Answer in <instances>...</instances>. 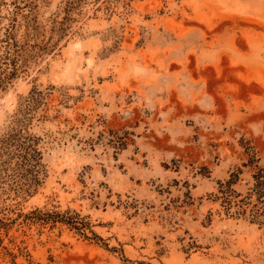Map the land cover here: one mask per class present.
I'll return each instance as SVG.
<instances>
[{"label": "rangeland", "instance_id": "rangeland-1", "mask_svg": "<svg viewBox=\"0 0 264 264\" xmlns=\"http://www.w3.org/2000/svg\"><path fill=\"white\" fill-rule=\"evenodd\" d=\"M7 29L0 138L41 91L46 171L25 197L2 181L0 217L75 210L103 240L17 219L0 264H264V226L213 200L238 168L251 185L246 147L264 164V0H0Z\"/></svg>", "mask_w": 264, "mask_h": 264}, {"label": "trees", "instance_id": "trees-1", "mask_svg": "<svg viewBox=\"0 0 264 264\" xmlns=\"http://www.w3.org/2000/svg\"><path fill=\"white\" fill-rule=\"evenodd\" d=\"M21 46L11 30L7 29L0 38V90L6 88L23 65L20 61ZM42 97L41 91L32 89L22 108L23 116L16 119L19 126L12 128L7 135L0 138V183L8 181L9 189L22 197L37 189L46 171L38 146L40 137L26 130L30 119L26 114L37 108ZM121 144L124 145V140ZM246 149L249 157L244 165L254 166L251 185L245 191H239L234 187L239 178L238 168L239 170L232 171L228 178L217 181V191L213 193V200L220 203L226 215L247 218L250 222L264 226V164H258L259 157L253 147L249 146ZM17 219L21 220L20 223L40 224H54L59 221L71 229H76L86 238L103 240L92 229L90 222L75 210L49 211L36 207L27 213L18 212L13 218L0 217V230H8Z\"/></svg>", "mask_w": 264, "mask_h": 264}]
</instances>
